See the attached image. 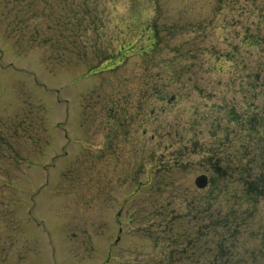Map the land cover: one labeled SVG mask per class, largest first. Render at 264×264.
<instances>
[{"label": "rangeland", "instance_id": "374dc122", "mask_svg": "<svg viewBox=\"0 0 264 264\" xmlns=\"http://www.w3.org/2000/svg\"><path fill=\"white\" fill-rule=\"evenodd\" d=\"M144 84L102 199L103 107ZM259 119L264 0H0V264H264V185L235 163Z\"/></svg>", "mask_w": 264, "mask_h": 264}, {"label": "flooded vegetation", "instance_id": "af4514ba", "mask_svg": "<svg viewBox=\"0 0 264 264\" xmlns=\"http://www.w3.org/2000/svg\"><path fill=\"white\" fill-rule=\"evenodd\" d=\"M145 85L141 90V98L136 107L139 104L140 106L142 104V106L137 112L133 106L130 110L129 93H123V91H118L112 97L115 107H112V105L103 107L106 117H102L103 137L100 145L97 147L98 184L102 186V191L100 192L102 199H104V196L109 191L115 189L114 186L119 181L120 174L118 173L117 166L121 156L127 157L133 150L132 142L135 137L134 122L136 117L141 119L142 123L145 124L149 119L150 112H147L146 101L151 89ZM142 132L146 134L147 129L143 127ZM134 195L135 190L130 193L129 197L132 196L133 198ZM120 214H122L121 211L118 212L117 216H120Z\"/></svg>", "mask_w": 264, "mask_h": 264}, {"label": "trees", "instance_id": "16d2710c", "mask_svg": "<svg viewBox=\"0 0 264 264\" xmlns=\"http://www.w3.org/2000/svg\"><path fill=\"white\" fill-rule=\"evenodd\" d=\"M254 120L255 119H253V118H249L248 119L249 124L250 125L253 124ZM253 150H254L253 151L254 154L251 157L247 156L246 159H245L246 162H248V160L251 161V164H249V166H248V168L246 170L247 172H245L246 178H247L246 190L249 189V191H250L248 196L252 195V192L253 193L256 192L257 193L256 197H258L259 196V190H260L261 186L264 185V170H263L262 167H259L257 165L256 166H257L258 170L255 171L253 169V164L252 163H255L257 161V156H258V153H259L258 152L259 149L254 147ZM239 159H243V157L240 156ZM262 162H263L262 165H264V154L262 155ZM250 171H253V173H250ZM244 178L245 177H243V179Z\"/></svg>", "mask_w": 264, "mask_h": 264}, {"label": "water", "instance_id": "95a60500", "mask_svg": "<svg viewBox=\"0 0 264 264\" xmlns=\"http://www.w3.org/2000/svg\"><path fill=\"white\" fill-rule=\"evenodd\" d=\"M205 182H206L205 179L202 178V177H200V178L198 179V183H199V185H204Z\"/></svg>", "mask_w": 264, "mask_h": 264}]
</instances>
